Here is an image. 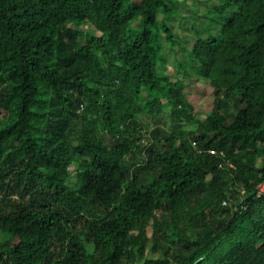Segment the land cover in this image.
Masks as SVG:
<instances>
[{
    "label": "trees",
    "instance_id": "trees-1",
    "mask_svg": "<svg viewBox=\"0 0 264 264\" xmlns=\"http://www.w3.org/2000/svg\"><path fill=\"white\" fill-rule=\"evenodd\" d=\"M198 1L0 0V264H264V0Z\"/></svg>",
    "mask_w": 264,
    "mask_h": 264
},
{
    "label": "rangeland",
    "instance_id": "rangeland-1",
    "mask_svg": "<svg viewBox=\"0 0 264 264\" xmlns=\"http://www.w3.org/2000/svg\"><path fill=\"white\" fill-rule=\"evenodd\" d=\"M184 4L189 5L191 8H194V10L196 9V11H198L197 15L195 14V11H193L192 9H187L185 8L184 10L186 11V14L188 16H191V18L196 21L199 20H205V17H203V15L206 14V8L207 6L205 4H201V2L199 3L198 0H183ZM195 2H198V5H195ZM202 2H205V0H202ZM197 17V18H194ZM175 31L179 33V35L181 36L183 43L182 45H179L176 47V51H167L166 52V61H167V73L170 74L171 76H173L174 71H173V63L176 61V58H183V47H191L192 44L194 43V41L196 40V32L194 31V29H186V33H184V29L183 28H178V24L176 25ZM188 84L190 86V91L192 93H197L198 95L200 94H204L205 88L203 85H200L199 83H194V81L192 80H188ZM195 105H201L200 109L198 108V116L197 118H205V114L209 111L212 110L213 108V103L209 102V101H205V100H200L199 102H196ZM183 127L185 129H196L197 124L196 123H188L185 122L183 124ZM75 174V173H74ZM74 177V175H73ZM75 178V177H74ZM73 178V179H74ZM264 189V187H262V190ZM151 233V232H150ZM153 255V254H152Z\"/></svg>",
    "mask_w": 264,
    "mask_h": 264
},
{
    "label": "clouds",
    "instance_id": "clouds-1",
    "mask_svg": "<svg viewBox=\"0 0 264 264\" xmlns=\"http://www.w3.org/2000/svg\"><path fill=\"white\" fill-rule=\"evenodd\" d=\"M192 144L194 147L198 148L199 151H202L203 150V147L199 146L198 143L196 141H192ZM215 149V148H214ZM213 148H210L209 151L212 152ZM216 152H212V153H218V150L215 149Z\"/></svg>",
    "mask_w": 264,
    "mask_h": 264
},
{
    "label": "built area",
    "instance_id": "built-area-1",
    "mask_svg": "<svg viewBox=\"0 0 264 264\" xmlns=\"http://www.w3.org/2000/svg\"><path fill=\"white\" fill-rule=\"evenodd\" d=\"M212 152H216V150H215V149H213V150H212Z\"/></svg>",
    "mask_w": 264,
    "mask_h": 264
}]
</instances>
